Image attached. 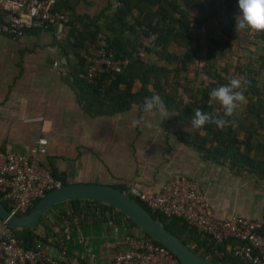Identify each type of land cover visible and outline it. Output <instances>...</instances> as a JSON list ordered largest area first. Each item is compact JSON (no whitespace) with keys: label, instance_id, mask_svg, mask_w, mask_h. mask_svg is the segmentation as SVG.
<instances>
[{"label":"crops","instance_id":"obj_1","mask_svg":"<svg viewBox=\"0 0 264 264\" xmlns=\"http://www.w3.org/2000/svg\"><path fill=\"white\" fill-rule=\"evenodd\" d=\"M219 1L222 7L223 0H216L214 4ZM47 2L49 7L67 4L74 7L75 12L88 16L98 14L97 22H101L109 7L116 3L115 0ZM177 2L183 3L182 0ZM231 5L238 7V0ZM54 10L65 12L63 8ZM238 12L237 8L230 25L222 14L204 23L214 27L220 19V31H229L220 38L231 45L225 54L236 60L247 55L245 48L250 55H253L251 50H256L254 54L264 52V38L246 30L236 32ZM66 31L67 24L57 36L52 28L28 30L17 39L0 35V149L25 152L36 137L42 135L46 144L41 164L66 182L118 183L126 190L134 187L157 191L168 176L182 174L198 182L213 217L234 214L251 218L264 214V188L260 185L264 181L244 167L204 158L191 146L181 143L175 132L186 128L174 118V113L139 112L134 104L117 112H88L85 99L81 98L68 71L73 60L69 59L66 67L59 47ZM248 41L251 43L247 44ZM54 58L59 60L57 67L51 66ZM140 117L150 122L151 127L134 128L131 121ZM53 206L46 211L37 231L46 224L50 226L49 232L56 234L57 241L76 258L99 264L110 257L121 228L111 222L107 213L104 220L83 226L75 224L59 234L61 231L52 224L57 221L54 216L60 209L69 212L70 208L67 203H57V208ZM130 231L138 232L135 227H130ZM54 249L53 245L47 248L52 253Z\"/></svg>","mask_w":264,"mask_h":264},{"label":"trees","instance_id":"obj_2","mask_svg":"<svg viewBox=\"0 0 264 264\" xmlns=\"http://www.w3.org/2000/svg\"><path fill=\"white\" fill-rule=\"evenodd\" d=\"M177 1L115 0L116 3L109 7L110 11L101 22H97L98 14L88 16L86 13L75 12L74 7L67 4L64 7H50L63 8L68 13L67 31L59 47L66 67L69 59L73 60L68 71L81 98L85 99V109L91 113H111L125 110L134 104L140 112L145 98L158 94L167 111L174 113V118L188 125L189 129L175 132L181 143L191 146L204 158L220 163L226 161L230 166L238 168L244 167L248 173L264 181V52L250 55L249 51L244 58L239 59L241 64L235 65L230 72L227 67H218L217 61L220 57L227 56L225 52L231 48L230 42L218 40L208 34L201 43L198 30L206 20L221 14L230 25L232 14L238 8L231 5L235 0H223L222 7L220 1L213 5V0ZM97 32L106 35V49L111 52L112 57L126 56L128 61L119 71L101 73L88 79L83 75L86 62L81 53L93 52L97 46ZM221 32L228 35L229 31ZM257 35L264 38V33ZM143 40L147 41L146 45H142ZM140 47L148 54L145 61L137 55L130 57V53L137 52ZM195 61L200 62L198 69L195 68ZM190 65L193 75L188 78L185 72ZM199 72L205 79L191 85L190 81ZM237 72L241 73L240 77ZM224 74H227V78ZM233 76L241 79V90L246 98V103L240 106L241 117L238 113L227 117L231 125L223 131L211 123L193 131L190 121L194 110L214 113L219 106H209V92L228 84L229 78ZM50 173L60 184L66 183L60 175ZM110 186L126 191L118 183ZM132 198L194 252L224 264H242L226 248V244L232 242L231 239L213 243L208 237L200 236L194 228L188 227L180 218L164 216L146 207L136 197ZM65 203L69 205V212L60 209L54 216L58 223H52L61 231L59 234L64 233V228H72L75 224L83 226L104 220L106 213L113 221H117V216H124L114 207L99 201L69 199L59 204ZM46 211L38 224L44 221ZM124 219L128 225L135 227L125 216ZM38 224L35 227L11 229L18 244L31 248L36 241H41L55 248L62 246L61 242L50 239L51 236H56L49 232L50 226L46 224L44 229L37 231ZM143 235L156 242L145 233ZM218 251L222 252L220 256Z\"/></svg>","mask_w":264,"mask_h":264},{"label":"built area","instance_id":"obj_3","mask_svg":"<svg viewBox=\"0 0 264 264\" xmlns=\"http://www.w3.org/2000/svg\"><path fill=\"white\" fill-rule=\"evenodd\" d=\"M67 22V12L51 9L47 0H0V35L11 39L21 37L28 30L48 28L57 36ZM95 37L97 46L93 52L81 53L86 62L83 75L88 79L119 71L128 61L126 56L112 57L106 49L103 32H97ZM137 54L139 50L131 52L130 57ZM51 66H59V60L54 58ZM45 144V137L40 135L25 152L0 149V202L10 213L25 212L45 192L60 184L40 162ZM125 193L164 216L180 218L213 243L231 239L226 248L242 264H264V214L251 218L234 214L213 217L198 182L182 174L168 176L157 191L129 187ZM111 222L121 230L110 257L99 264H181L163 245L148 239L140 230L131 232L124 216H117V221ZM49 246L36 241L31 248L22 247L0 218V264H93L92 260L70 255L63 246L52 253L47 250ZM217 254L220 256L222 252Z\"/></svg>","mask_w":264,"mask_h":264},{"label":"water","instance_id":"obj_4","mask_svg":"<svg viewBox=\"0 0 264 264\" xmlns=\"http://www.w3.org/2000/svg\"><path fill=\"white\" fill-rule=\"evenodd\" d=\"M69 199L94 200L122 213L138 230L169 250L181 264H224L202 256L167 231L146 209L125 192L106 183L66 182L53 187L25 213H10L0 202V218L11 229L35 227L41 215L53 205Z\"/></svg>","mask_w":264,"mask_h":264},{"label":"clouds","instance_id":"obj_5","mask_svg":"<svg viewBox=\"0 0 264 264\" xmlns=\"http://www.w3.org/2000/svg\"><path fill=\"white\" fill-rule=\"evenodd\" d=\"M239 12L235 17V30L248 31L252 33H264V0H238ZM242 81L238 77L229 78L226 85L213 88L209 92V106L218 105L214 113L203 112L200 109L194 110V116L190 121V127L193 131L202 129L206 124H214L218 130L223 131L231 125V121L226 119L231 117L235 110L243 103L246 98L243 94ZM167 111L163 99L154 94L145 98L143 104L144 113H165ZM222 113V115H221ZM132 126L135 127H151V123L145 121L143 117L133 119Z\"/></svg>","mask_w":264,"mask_h":264},{"label":"rangeland","instance_id":"obj_6","mask_svg":"<svg viewBox=\"0 0 264 264\" xmlns=\"http://www.w3.org/2000/svg\"><path fill=\"white\" fill-rule=\"evenodd\" d=\"M214 1L216 2V0H213V5H215L214 4ZM208 8V7H207ZM218 17V16H217ZM208 22L210 21V20H207ZM214 25H216V26H214V27H208V26H205V25H203L199 30H198V32H199V41L201 42V43H203V39L209 34V36H212V37H214V38H216V39H218V40H220V38H221V34H222V32L220 31V19H219V21H216L215 23H214ZM218 28V30H217V28ZM147 44V41L146 40H143V42H142V45H146ZM246 45V44H245ZM141 48V47H140ZM140 48H138V50H139V52H140V54H137L138 55V57H141V58H143V61H145V60H147L146 58L148 57L147 55L148 54H146V52L145 51H143L142 49H140ZM242 50V48L239 50V51H241ZM255 51L256 50H251V53H253V55H255L254 53H255ZM132 52H134V51H132ZM245 53L246 54H248L249 53V50L247 49V48H245ZM264 54V53H263ZM237 55V54H236ZM239 57H241V55L239 56ZM242 57H243V55H242ZM234 60V61H233ZM195 63V68L196 69H198V67H200V62L199 61H195L194 62ZM206 63H208V60H206ZM241 64V62H240V60H236V59H234V57L232 56V55H227V57L224 59V58H222V57H220L219 59H218V61H217V65H218V67H220V65L221 66H223V67H227V71H232V69H233V67L235 66V65H240ZM200 70V69H199ZM185 74H186V76L188 77V78H190V77H192V75H193V70H192V65H190V67H189V70L187 71V72H185ZM240 74L241 73H239V72H237V76L239 75V77H240ZM225 78H227V74H224L223 75ZM205 76L202 74V73H198V75L195 77V79H193V81H190V83H191V85H196L197 83H198V80H200V79H205L204 78ZM205 81H207V80H205ZM148 87H149V85H147ZM241 106V105H240ZM240 106H239V108L237 109V110H235V112H234V114L232 115V116H236L237 115V113H238V115H239V117H241L240 115H241V113H242V111H241V108H240ZM237 118H238V116H237ZM234 123L235 122H233V126H234ZM182 127H184V128H186V129H189L188 128V125H183ZM185 129V130H186ZM181 130V129H180ZM238 135H240V134H238ZM257 156V155H256ZM225 163H226V161H224ZM255 176V175H254ZM255 178H257V177H255ZM258 179V178H257ZM261 186H262V188H264V183L263 184H260ZM259 187V186H258ZM262 190H264V189H262ZM53 208H57V206H53ZM45 223V222H44Z\"/></svg>","mask_w":264,"mask_h":264}]
</instances>
